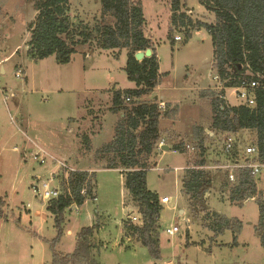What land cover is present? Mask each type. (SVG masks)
<instances>
[{"label":"rangeland","instance_id":"374dc122","mask_svg":"<svg viewBox=\"0 0 264 264\" xmlns=\"http://www.w3.org/2000/svg\"><path fill=\"white\" fill-rule=\"evenodd\" d=\"M140 1L145 17L143 32L154 43L163 74L157 90L136 100H155L160 109L166 103L177 105L175 124L183 138L180 141L195 147L192 151L155 154L152 159L157 167L146 174L147 187L170 198L169 203L161 204L158 218L159 258H152L146 247L125 236L124 223L136 207L126 195L122 174L92 159L95 150L112 138L114 124L123 117V110L110 109L113 90L135 88L123 69L126 50L111 52L88 43L78 45L66 64L57 63L54 55L35 60L27 52V24L35 16L32 2L0 0V67H4L0 72V264H51L54 252L74 251L82 228L92 230L83 237L81 253L94 264H264V248L255 231L257 199L264 202V173L253 176L255 195L240 202H230L231 181L225 182V171L220 168L207 169L213 180L192 205L182 192L184 168L192 167L198 158V139L202 138L206 147L205 161H226L224 134L210 135L208 129L203 132V127L196 125L210 122V94L220 89L212 77L211 37L201 27L184 42L182 32L175 30L171 37L180 34L182 39L172 43L167 36L170 0ZM182 1L183 10L192 19L214 20V14L198 0ZM69 14L73 25L92 28L101 23L100 0H70ZM18 67L23 69L22 78L14 75ZM10 92L14 95L4 101ZM224 99L230 105L241 101L236 87H226ZM165 120H159V125ZM83 133L90 136V152L84 153ZM177 141L173 143H180ZM240 142L241 149L248 144ZM36 145L56 159L55 163L50 157L44 163L35 161L31 153ZM61 162L94 171L96 198L80 206L72 204L57 226L46 208L48 201L34 195L32 186L37 183L35 177L47 178ZM66 176L61 173L56 179L60 192ZM214 212L233 224L240 221L235 239L230 228L218 234L209 228ZM135 215L133 223H139ZM172 225L178 226V231L170 236L166 228Z\"/></svg>","mask_w":264,"mask_h":264},{"label":"trees","instance_id":"16d2710c","mask_svg":"<svg viewBox=\"0 0 264 264\" xmlns=\"http://www.w3.org/2000/svg\"><path fill=\"white\" fill-rule=\"evenodd\" d=\"M30 1L35 16L27 24L30 34L27 52L33 59L54 55L57 63L66 64L78 45L88 43L111 52L126 50L123 69L127 78L134 82L135 88L113 90L110 109L116 112L123 110L124 114L114 124L112 138L95 150L92 159L102 163L103 168L118 169L122 174L126 195L135 204L139 219V223H133L127 218L124 223L125 236L130 239L133 237L148 249L152 258L158 259V218L162 203L158 193L147 187L146 174L155 165L152 158L157 153L155 144L161 135L158 121L160 118L175 117L177 111L176 105L171 106L169 103L160 109L155 100H136L140 95L152 91L160 78L159 60L153 43L143 32L145 17L141 1L100 0L101 23L92 28L83 24L73 25L69 14L70 0ZM198 3L214 14V20L192 19L183 10L182 0H170L171 27L167 36L173 42L171 33L178 30L184 36L182 41L187 42L194 29L203 27L207 30L213 48V68L222 85L218 91L212 90L210 94L212 115L209 128L214 133L230 132L237 137L233 155L241 156L244 149L240 147V140L247 141V145L255 147L257 160L264 163V0H198ZM146 48L152 50L151 55L137 60L135 53ZM242 81L248 85L251 81L256 82L254 87H248V91L253 94V103L230 105L224 99V90L226 87H237ZM125 97L129 98L128 102H124ZM131 126L139 127L138 132L132 133L129 130ZM81 143L84 153L92 150L87 133L81 134ZM172 146L180 152L184 151L181 142L173 143ZM197 149L198 158L192 167L185 169L181 180L182 192L190 205L202 197L206 185L213 180L203 168L206 147L202 138L197 141ZM224 176L225 182H228L226 174ZM225 182L223 186H227ZM254 187L256 185L248 169L236 171L235 180L231 181L229 187L230 202L253 197L256 193ZM81 188H85V194L80 193ZM95 198L94 171L77 168L62 179L61 194L49 200L46 208L59 226L65 210L72 204L80 206L87 199ZM257 204L259 216L255 231L264 248V202L257 199ZM213 214L215 216L209 228L215 234L230 228L235 239L240 221L237 219L235 226L227 217H221L216 212ZM89 232H92L90 228H82L74 251L68 254L54 252L51 264H94L81 253L83 237Z\"/></svg>","mask_w":264,"mask_h":264},{"label":"built area","instance_id":"2783aa9c","mask_svg":"<svg viewBox=\"0 0 264 264\" xmlns=\"http://www.w3.org/2000/svg\"><path fill=\"white\" fill-rule=\"evenodd\" d=\"M174 39L178 41V40H181L182 38L180 34H176L174 36ZM22 70L23 69H21L20 67L16 68V70L14 71L15 77L22 78L24 74ZM213 79L218 81V87L221 88L222 85H221V82L218 76L214 75ZM249 85L250 87H254L256 85V82L251 81ZM249 85L245 81H242V84L236 87L237 95L241 100L240 102L247 103V104L253 103V94L248 91ZM13 95H14L13 92H10L4 95V101H6L8 97L13 96ZM124 99L125 101L129 100L128 97H125ZM129 130L135 134L138 132L139 127L131 126L129 127ZM235 143H236L235 136L230 132L225 133V135L223 136V154L226 156V161L220 164H217L215 167L223 169L229 181L235 180V172L240 169H248L252 176L264 173V163L259 162L257 160L256 158L257 153H256L255 147L253 145H247L244 148V151L242 152L241 156L239 155L235 156L232 153ZM183 145H184L183 146L184 150L192 151L195 149L193 145H190L188 143L183 144ZM166 146L167 144H166L165 139L163 137H160L155 144L156 152L164 153L165 151H168V150L171 151L172 153L180 152L178 148L170 147V146L169 147L167 146V149L165 150ZM14 148L16 150V147ZM46 153L47 152L45 149L38 147L36 145V150L31 153V156L35 161H39L40 163H44L46 159L50 157L49 159L54 160V163H55L56 159H54L51 155H48ZM55 168L56 170L51 171L47 178H42L40 176L35 177L37 183L32 186V191L34 192V195L39 196L42 200L49 201L52 199H56L61 194L60 192L61 188L56 181L58 175H60L61 173L68 174L69 171L76 170L73 167L69 166V164L62 163V162L56 164ZM174 168L176 169L177 167H174ZM54 180L56 181V184L51 185V183ZM80 193L85 194L86 193L85 188H81ZM160 202L162 204H167L170 202V198L167 195L161 196ZM129 218L132 222H135L137 220L136 215H132ZM177 231H178V226L176 225H172L171 227L166 228V233L170 236L175 234Z\"/></svg>","mask_w":264,"mask_h":264},{"label":"crops","instance_id":"0c3cea01","mask_svg":"<svg viewBox=\"0 0 264 264\" xmlns=\"http://www.w3.org/2000/svg\"><path fill=\"white\" fill-rule=\"evenodd\" d=\"M147 37V36H146ZM149 38V37H148ZM173 38V42H175V41H177V40H175L174 39V36L172 37ZM189 40V39H188ZM152 41V40H151ZM178 41H181V40H178ZM172 42V43H173ZM152 43H153V41H152ZM153 45V48L156 50V48H155V46H154V43L152 44ZM152 51V50H151ZM152 53V52H151ZM156 53V52H155ZM156 56H157V54H156ZM158 58V57H157ZM159 60V59H158ZM124 67V66H123ZM211 68H212V71H213V62L211 63ZM0 72L1 73H3L4 72V67L3 66H1L0 67ZM159 72H160V78H161V75L163 74L161 71H160V69H159ZM164 74H166V73H164ZM215 75V73L213 72V75H212V77ZM160 78H159V80H158V83H157V85H159V83H160ZM25 80H27V77H26V75H25ZM157 85L154 87L156 90L158 89V87H157ZM204 88H202V90H203ZM116 90V89H115ZM6 91V90H5ZM4 91V92H5ZM225 91V90H224ZM7 92V91H6ZM201 96H203V97H206V96H204L203 94H200ZM207 98V97H206ZM155 99H156V97H155ZM208 99V98H207ZM240 103V102H239ZM158 104V107L160 108V104L159 103H157ZM162 106H164L165 107V104L164 105H162ZM171 106H174V105H171ZM176 111H177V105H176ZM123 114L124 113H122L121 115L123 116ZM211 115H212V112H211ZM176 117H177V112H176V115H175V117H169V118H160L159 120H161V119H166L165 120V123L162 125V126H160L159 125V121H158V126H159V130H160V133H161V135H160V137H163L164 139H165V141H166V144H167V146L169 147H173L172 145H171V143H173V142H176L177 140V142H179L181 139H183V138H181L180 137V135L181 134H179V130L176 128V124H175V120H176ZM210 122H211V120H210ZM210 122H208V124H205L204 126L202 125V124H196V125H199V126H202L203 127V132H206V129H208L207 130V134H210V135H213L214 134V132L213 131H211L210 130ZM195 126V125H194ZM170 131H171V133H172V135H171V133H170ZM192 134H193V131H191L190 132V134L188 135V136H190V138H191V136H192ZM224 135H225V133H223ZM26 135V134H25ZM186 135V134H185ZM90 137V136H89ZM174 137L176 138L175 140L176 141H172V140H174ZM29 138V137H28ZM30 139V138H29ZM33 143H35L33 140H31ZM168 141H172L171 143H168ZM91 142V141H90ZM181 142V141H180ZM92 146V145H91ZM14 147H16V146H14ZM17 148V147H16ZM42 148V147H41ZM166 150V149H165ZM166 152V151H165ZM183 152H185V151H183ZM23 155H25V152H23ZM156 155L158 156V155H162V153H156ZM155 160V159H154ZM222 163V162H221ZM217 164H220V162H213L212 164H210V163H208L207 161H205V165L203 166V168L205 169V170H207V169H215L216 167V165ZM157 165V161H155V167H157L156 166ZM161 169V168H160ZM185 169L186 168H184V173H185ZM208 172H210L209 170H207ZM120 172V171H119ZM184 173H183V175H184ZM183 175H182V177H183ZM155 191V190H154ZM156 192V191H155ZM159 195V194H158ZM165 195V194H164ZM164 195H161V196H164ZM160 195H159V197H161ZM182 211V210H181ZM136 214H137V212H135ZM135 213L133 214V215H135ZM138 215V214H137ZM164 264H168L167 262H165Z\"/></svg>","mask_w":264,"mask_h":264},{"label":"water","instance_id":"95a60500","mask_svg":"<svg viewBox=\"0 0 264 264\" xmlns=\"http://www.w3.org/2000/svg\"><path fill=\"white\" fill-rule=\"evenodd\" d=\"M151 52L152 51L150 48H146L145 50L137 51L134 56L137 60H141L143 57L150 56ZM165 149H167V146L165 147Z\"/></svg>","mask_w":264,"mask_h":264}]
</instances>
